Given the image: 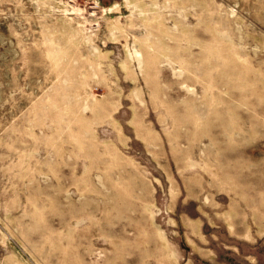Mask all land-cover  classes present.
I'll list each match as a JSON object with an SVG mask.
<instances>
[{
    "label": "rangeland",
    "instance_id": "1",
    "mask_svg": "<svg viewBox=\"0 0 264 264\" xmlns=\"http://www.w3.org/2000/svg\"><path fill=\"white\" fill-rule=\"evenodd\" d=\"M0 264H264V0H0Z\"/></svg>",
    "mask_w": 264,
    "mask_h": 264
}]
</instances>
